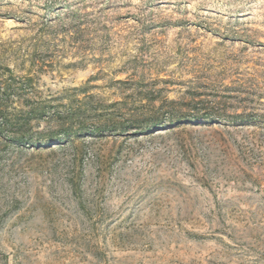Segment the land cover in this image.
Returning a JSON list of instances; mask_svg holds the SVG:
<instances>
[{"label":"rangeland","instance_id":"obj_1","mask_svg":"<svg viewBox=\"0 0 264 264\" xmlns=\"http://www.w3.org/2000/svg\"><path fill=\"white\" fill-rule=\"evenodd\" d=\"M0 103V264H264V0H0Z\"/></svg>","mask_w":264,"mask_h":264},{"label":"trees","instance_id":"obj_2","mask_svg":"<svg viewBox=\"0 0 264 264\" xmlns=\"http://www.w3.org/2000/svg\"><path fill=\"white\" fill-rule=\"evenodd\" d=\"M9 89L8 87L5 89V91ZM47 107L45 106H32L30 107L29 111L25 114V121L27 123L31 122L34 118H36L39 115L45 116L47 112ZM21 115V114H20ZM24 115V114H23ZM198 119V118H196ZM28 126V125H27ZM26 129L28 130V127ZM25 127H23L21 121L18 120L17 123H14L9 119V117L6 114L5 109L3 108V104L0 103V132H3L6 128H17L16 131H14L12 135V140L14 142H17L20 145H25L29 141L28 133L25 131ZM67 131H63V133H59L56 135H51L47 138H43L46 145H52L56 141H60V138L66 137ZM41 141V138L39 137L34 144H39L38 142Z\"/></svg>","mask_w":264,"mask_h":264}]
</instances>
